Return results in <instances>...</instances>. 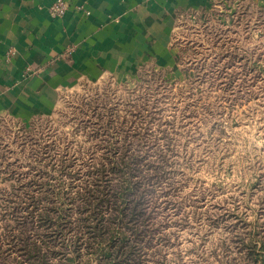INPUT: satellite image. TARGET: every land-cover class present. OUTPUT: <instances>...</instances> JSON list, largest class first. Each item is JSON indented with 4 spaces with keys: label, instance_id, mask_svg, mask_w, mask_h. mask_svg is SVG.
Returning a JSON list of instances; mask_svg holds the SVG:
<instances>
[{
    "label": "rangeland",
    "instance_id": "obj_1",
    "mask_svg": "<svg viewBox=\"0 0 264 264\" xmlns=\"http://www.w3.org/2000/svg\"><path fill=\"white\" fill-rule=\"evenodd\" d=\"M172 45L0 121V264H263L264 4L209 0Z\"/></svg>",
    "mask_w": 264,
    "mask_h": 264
},
{
    "label": "crops",
    "instance_id": "obj_2",
    "mask_svg": "<svg viewBox=\"0 0 264 264\" xmlns=\"http://www.w3.org/2000/svg\"><path fill=\"white\" fill-rule=\"evenodd\" d=\"M55 1L0 0V121L47 115L80 82L172 64L180 15L209 2L63 0L53 17Z\"/></svg>",
    "mask_w": 264,
    "mask_h": 264
},
{
    "label": "built area",
    "instance_id": "obj_3",
    "mask_svg": "<svg viewBox=\"0 0 264 264\" xmlns=\"http://www.w3.org/2000/svg\"><path fill=\"white\" fill-rule=\"evenodd\" d=\"M67 8V4L63 0H56L51 6H50V14L53 17H60L62 16Z\"/></svg>",
    "mask_w": 264,
    "mask_h": 264
},
{
    "label": "trees",
    "instance_id": "obj_4",
    "mask_svg": "<svg viewBox=\"0 0 264 264\" xmlns=\"http://www.w3.org/2000/svg\"><path fill=\"white\" fill-rule=\"evenodd\" d=\"M258 256L262 257V261H264V254H261V255H258ZM263 264H264V262H263Z\"/></svg>",
    "mask_w": 264,
    "mask_h": 264
}]
</instances>
